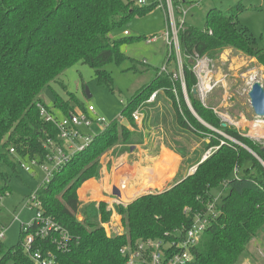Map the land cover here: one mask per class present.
<instances>
[{"label":"trees","instance_id":"16d2710c","mask_svg":"<svg viewBox=\"0 0 264 264\" xmlns=\"http://www.w3.org/2000/svg\"><path fill=\"white\" fill-rule=\"evenodd\" d=\"M155 6H138L133 0H0V162L14 171V156L18 164L24 158L44 161L47 139L63 144L58 130L41 117L38 104L53 112L44 103L42 90L76 63L87 64L95 81L112 90L113 79L104 66L125 58L122 46L129 39L111 33L122 29L130 17L144 15ZM242 7L240 3L225 11L210 7L203 29L185 23L178 32L184 58L182 77L170 69L176 58L168 49L165 70L158 69L152 80L126 100L116 119L103 123L83 150L70 156L48 182H41L27 195L35 193L43 214L69 235L66 250L50 239H60L58 231L50 238H39L36 247L50 251L59 264H127V256L120 252L124 245L134 248L137 242L153 240L172 250L185 239L184 231L191 227L195 215L206 213L210 202L215 217L208 215L199 240L188 247L193 258L185 264H237L244 257L264 231V165L253 154L264 162V146L243 137L233 126H223L213 107L201 104L193 92L198 78L192 71L195 54L214 59L227 47L254 57L264 67V47H258L239 23ZM182 88L206 125L186 105ZM155 91L164 92L170 99L180 127L197 137L208 135L206 149L218 147L198 162L193 173L167 190L114 204L123 231L107 235L102 224L109 221L112 210L105 202L83 204L76 190L88 178L99 177L103 152L117 146L122 152L144 142L132 117L133 107ZM66 94V98L55 96L56 115L84 112L87 105L72 92ZM123 118L133 130L121 123ZM234 168L238 170L236 176ZM218 187L227 189L226 194L215 196L213 191ZM8 189L5 182L0 194L5 195ZM31 221L20 224L16 245L5 249L0 241V264H36L22 247L25 234L37 229L35 220Z\"/></svg>","mask_w":264,"mask_h":264},{"label":"rangeland","instance_id":"374dc122","mask_svg":"<svg viewBox=\"0 0 264 264\" xmlns=\"http://www.w3.org/2000/svg\"><path fill=\"white\" fill-rule=\"evenodd\" d=\"M193 1L199 2L194 3L189 8L186 23L199 29L204 28L205 15L210 10V7L215 6L225 11L229 6L240 3L243 6V11L239 15V23L248 29L249 33L256 40L258 47H264L263 0ZM183 8L187 9L188 4H184ZM165 17L166 10H164V7H155L144 15L130 17L122 29H116L111 33V36H126L129 39V42L124 43L122 46L125 58L119 62L114 60L104 66L113 79L112 90L104 84H98L95 81L93 70L87 64L76 63L61 73L57 77V81H52L49 87H45L42 90L40 95H42L46 106L56 114L57 111L53 107L56 94L66 98V93L72 92L85 106L91 105L98 113V116H103L105 122L116 119L120 115L126 100L138 88L152 80L156 76V71L160 70L166 61L165 57L168 47L163 38L160 37L162 31L166 28ZM124 30L128 32L125 35H123ZM153 35L156 38L148 42L146 40L147 37ZM174 56L176 62L173 63L171 60L170 69H173L175 75L180 78L182 77L181 67L184 58L182 53L179 54V58L178 56L176 57V54ZM194 58L195 62L192 71L198 78L195 90H197V98L201 104L213 107L214 112L222 123H226L229 127H235L240 135L248 137L251 141L263 146L264 140L262 141L254 137L256 129L252 126L254 114L249 104L247 93L250 89L248 85L252 81H259L264 88V67L254 57L243 55L241 52L235 51L230 47L224 49L218 58L210 59L205 55L198 56L197 54H195ZM203 84L208 85L209 88L205 89L206 91L204 90L201 95L198 88ZM86 89H88V92ZM182 90L184 91L186 105L187 103L190 104L186 90L184 88ZM176 93L175 91V99ZM156 95L153 100H149V96L146 101L133 107V111L138 110L143 116L142 121L137 123L136 129L141 131L144 142L136 144L133 148H124L125 150L122 152L121 150L119 151L121 147L117 146L101 154L99 177L88 178L97 185H100L101 192L97 193L89 189L85 191L84 185L90 182L87 179L88 181L83 182L84 184L82 183L83 185L81 184L76 190L78 198L83 204L90 201L105 202L106 206L111 208L114 201L108 198L109 187L114 180L117 181L118 179L119 173L116 170L114 173L113 170L118 162L124 160L127 163H133L142 159L148 160L146 156L156 157L159 151L162 150V147H173L183 157L179 165L178 176L172 183L169 182L167 188L181 181L186 175L194 172L193 169L196 166H189L197 163L199 157L207 150L204 143L208 142L210 138L208 135L197 137L189 130L180 127L175 122V114L173 107H171L170 99L162 91ZM123 120L127 121L123 118L121 122ZM101 128L102 125L92 124L90 128H82L81 132L83 135L92 137ZM128 128L130 130L134 129L131 124H129ZM257 131L259 134H262L263 128H259ZM218 132L221 134L219 130ZM14 161H16L14 171H12V168L6 162H0V187L5 182L9 186V189L6 190L5 195L0 201V226L4 227V238L1 242H3L5 249L19 243V224H26L34 219L36 210L27 208L28 206H24V204L27 202V195L37 189L44 177L38 165L33 166L31 171L27 172L18 164L16 156H14ZM22 161L27 165L30 164V160L27 158H24ZM112 170L114 178L111 176ZM188 170L189 173L187 174ZM160 185L158 184L156 187L158 188ZM82 187L84 193L86 192L85 194L82 191ZM79 189L82 194H80ZM226 192L227 189H223L222 187H218L213 191L215 196L221 193L226 194ZM114 199L116 202L122 201L123 204L126 202L121 197H114ZM111 210L112 214L109 221L104 222L102 227L107 235L111 233L120 234L123 231L120 215L114 212L113 207ZM78 219H81L80 215ZM263 255L264 231L259 233L254 244L250 245L249 251L245 253L244 257L237 264H263Z\"/></svg>","mask_w":264,"mask_h":264},{"label":"built area","instance_id":"2783aa9c","mask_svg":"<svg viewBox=\"0 0 264 264\" xmlns=\"http://www.w3.org/2000/svg\"><path fill=\"white\" fill-rule=\"evenodd\" d=\"M138 6H145L151 3H155V7H164L166 10L165 26L166 28L160 34L163 41L167 44L169 49V54H176V57L181 53L180 42H178V32L184 28L186 23V18L189 15V8L193 6L194 3L199 1L193 0H133ZM264 2V0H263ZM188 4V8L184 9L183 5ZM124 34L128 32L123 31ZM156 36L147 37V41L155 39ZM166 66L163 64L161 71L165 70ZM253 82V81H252ZM251 82V83H252ZM248 88L250 87V84ZM208 85L199 86L201 95L205 89H208ZM211 88V87H210ZM206 91V90H205ZM156 92L153 93L149 100H153ZM41 117L45 122L49 124L50 127L56 128L58 130V138L63 144L57 143L53 139H47L45 147L47 153L45 154L44 161L30 160V164H25L20 160L19 165L24 168L25 171H31L33 166H39L43 179L41 182H48L53 176V172L57 170L63 163L69 160L75 152L83 150L85 146L89 143L91 137L89 135H83L81 129L84 127L90 128L92 124L102 125L105 123L103 116H98L96 110L91 106L87 105L84 112L78 114L70 113L68 116H57L55 113L48 111L44 106L38 104ZM132 117L135 123L142 121V114L138 110L132 112ZM252 126L255 127L254 137L260 140H264V118H258L254 116ZM259 128H263L262 134L257 131ZM264 146V144H263ZM214 148H209L202 154L201 159H206L212 153ZM10 152H14L10 149ZM236 168H234V175L237 174ZM4 195L0 194V201ZM27 202L24 206L27 208L35 209V224L37 229L30 231L23 237L22 247L29 253V256L33 259L36 264H59L55 256L48 250H42L36 247L39 242V238L51 237V234L55 231L59 232L60 239H52L56 246L61 250L67 249V243L69 241V235L67 232L60 230V226L54 224V222L43 214L40 208V202L37 200L35 193H32L26 200ZM113 205L116 202L113 199ZM112 205V207H113ZM111 207V208H112ZM108 207V209H111ZM206 213H201L200 215H195L194 222L184 231L185 239L176 243V248L169 250L162 246L160 241H142L137 242L134 248L124 245L120 252L127 256V264H185L186 261L191 260L193 257L189 252L190 246L196 244L200 238L201 231L205 228L206 224L209 222L208 215L211 219L215 217L214 204L210 203L207 206ZM32 222V221H30ZM104 224V223H103ZM102 224V226H103ZM4 238V227L0 226V241ZM169 250V251H168ZM168 251V252H167ZM264 257V255H263ZM262 257V258H263ZM264 260V259H263ZM264 264V262H263Z\"/></svg>","mask_w":264,"mask_h":264},{"label":"crops","instance_id":"0c3cea01","mask_svg":"<svg viewBox=\"0 0 264 264\" xmlns=\"http://www.w3.org/2000/svg\"><path fill=\"white\" fill-rule=\"evenodd\" d=\"M201 156L199 157L197 163L189 167H195L198 164V162L201 160ZM146 159L148 160L142 159L141 161H134L133 163H127L124 160H120V162H118V164L113 168L114 173L115 170L117 173H119L117 177L118 179L117 181L114 180L112 185L109 187L108 198L114 199V197L117 198L121 197V199H123V195H124V191L122 189L123 186L125 187L132 186L135 183L145 182L146 180H148L149 183L155 182L157 184L156 186H158V184L161 185L158 188L155 186L151 189H148L146 192H142V193L148 194L151 192L164 191L169 186V182L172 183L174 179L178 176L179 165L181 164L183 157L178 154L176 149L167 146V147H162V150L159 151V154L156 157L146 156ZM113 170L111 172L112 178H114ZM188 173L189 170L187 171V174ZM124 179H126L127 182H125L126 180ZM98 186L100 187V185ZM112 188H116L117 190H119L118 196L114 195ZM120 191H121V196H120ZM130 201H132V199ZM127 202L124 203L126 204ZM121 203L123 202L121 201Z\"/></svg>","mask_w":264,"mask_h":264},{"label":"water","instance_id":"95a60500","mask_svg":"<svg viewBox=\"0 0 264 264\" xmlns=\"http://www.w3.org/2000/svg\"><path fill=\"white\" fill-rule=\"evenodd\" d=\"M249 91L247 93L248 95V101L249 104L252 108L253 114L254 116L258 117V118H264V88L262 86V84H260L259 81H253L250 84L249 87ZM88 92V89H86ZM193 92L196 93L197 90L193 89ZM187 106L189 107V109L191 110L192 114L195 116L196 119H198L200 122L204 123L206 125L205 122H203L198 115H196L195 111L193 110L192 106H190V104L187 103ZM123 125L125 126H129V124L127 123V121H122L121 122ZM223 126H226V123H222ZM134 146V145H133ZM131 146V148L133 147ZM249 151L251 153H253L250 149ZM258 160L260 161V163L262 165H264V162L261 161V159L255 154L253 153ZM203 159H201L200 161H202ZM196 168V167H195ZM195 168L193 170H195ZM114 195L118 196L119 195V190H117L116 188H112Z\"/></svg>","mask_w":264,"mask_h":264},{"label":"bare ground","instance_id":"6f19581e","mask_svg":"<svg viewBox=\"0 0 264 264\" xmlns=\"http://www.w3.org/2000/svg\"><path fill=\"white\" fill-rule=\"evenodd\" d=\"M156 185L157 184L155 182L154 183L153 182L149 183L148 180H146L145 182L135 183L132 186H128V187L123 186L122 187V189L124 191L123 201H126V202L130 201L137 194H140L142 192H146L148 189H151V188L155 187ZM84 187H85V191L89 189V190H93V192L100 193V187L94 181L90 180V182H87L84 185ZM84 194H83V196H84ZM120 196H121V191H120ZM112 201H113V199H112Z\"/></svg>","mask_w":264,"mask_h":264}]
</instances>
